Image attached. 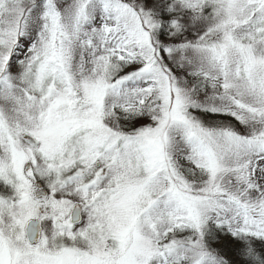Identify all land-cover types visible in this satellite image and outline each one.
Segmentation results:
<instances>
[{"label": "snow or ice", "instance_id": "6c2138e0", "mask_svg": "<svg viewBox=\"0 0 264 264\" xmlns=\"http://www.w3.org/2000/svg\"><path fill=\"white\" fill-rule=\"evenodd\" d=\"M0 264H264V0H0Z\"/></svg>", "mask_w": 264, "mask_h": 264}]
</instances>
